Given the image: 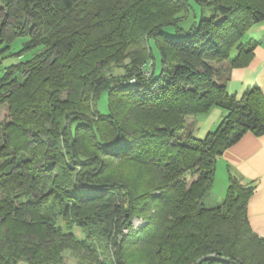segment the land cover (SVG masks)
Returning <instances> with one entry per match:
<instances>
[{
	"label": "trees",
	"instance_id": "obj_1",
	"mask_svg": "<svg viewBox=\"0 0 264 264\" xmlns=\"http://www.w3.org/2000/svg\"><path fill=\"white\" fill-rule=\"evenodd\" d=\"M262 21L264 0H0L2 50L20 37L30 53L0 75V264L67 248L79 264H264L253 185L230 174L223 202L202 203L223 151L264 134L260 87L226 88ZM213 107L222 119L195 136L185 116Z\"/></svg>",
	"mask_w": 264,
	"mask_h": 264
},
{
	"label": "crops",
	"instance_id": "obj_2",
	"mask_svg": "<svg viewBox=\"0 0 264 264\" xmlns=\"http://www.w3.org/2000/svg\"><path fill=\"white\" fill-rule=\"evenodd\" d=\"M255 42L253 56L243 67H234L226 72V88L238 99L246 87L258 85L264 95V21L252 26L245 36ZM224 111L211 108L205 114L186 118L193 134L204 137L222 119ZM243 183L253 185V192L247 201V219L251 229L264 238V134L244 133L240 139L227 147L215 162L213 185L219 184L226 191L229 175Z\"/></svg>",
	"mask_w": 264,
	"mask_h": 264
},
{
	"label": "rangeland",
	"instance_id": "obj_3",
	"mask_svg": "<svg viewBox=\"0 0 264 264\" xmlns=\"http://www.w3.org/2000/svg\"><path fill=\"white\" fill-rule=\"evenodd\" d=\"M24 41L23 38H16L9 44V48H5L2 50V48L5 46V43L0 44V75L4 69V67L8 66L11 63H16L18 61H21L23 59H26L29 57L30 53H15L18 49L21 48L22 42ZM153 55H154V61H155V72L157 73L161 68V63L159 60V53L156 50V48L152 47ZM213 64H217L212 62ZM220 65V64H219ZM172 65L167 64V69ZM221 74L223 73V70L221 71ZM96 108L97 110L105 114L108 112V100H107V94L106 92H102L99 97L96 100ZM190 116H185V124H188L189 121H186V118ZM8 121V107L7 104L0 101V122L5 123ZM189 125V124H188ZM187 181H191L194 177H190L188 174L185 176ZM207 195L203 198L202 203L205 205H212L217 206L220 205L223 202L224 195H225V188L223 186H219V184L212 186L208 191ZM131 226H134V229H139L141 226L145 225L146 218L142 215H136L131 219ZM133 228V227H132ZM83 253L80 250H74L72 248L64 249L60 252V259H62V262H65L66 264H79L80 262V256H82ZM18 264H28L24 260H19ZM85 264H90V260L88 259ZM91 264H94V261H91Z\"/></svg>",
	"mask_w": 264,
	"mask_h": 264
},
{
	"label": "water",
	"instance_id": "obj_4",
	"mask_svg": "<svg viewBox=\"0 0 264 264\" xmlns=\"http://www.w3.org/2000/svg\"><path fill=\"white\" fill-rule=\"evenodd\" d=\"M213 256H204V257H202V258H200L197 262H196V264H200L202 261H204V260H206V259H208V258H212ZM224 260H226V261H229V262H231V263H233V264H236L234 261H231V260H229V259H224Z\"/></svg>",
	"mask_w": 264,
	"mask_h": 264
},
{
	"label": "built area",
	"instance_id": "obj_5",
	"mask_svg": "<svg viewBox=\"0 0 264 264\" xmlns=\"http://www.w3.org/2000/svg\"><path fill=\"white\" fill-rule=\"evenodd\" d=\"M47 264H66L65 262L47 263ZM72 264V263H71Z\"/></svg>",
	"mask_w": 264,
	"mask_h": 264
}]
</instances>
